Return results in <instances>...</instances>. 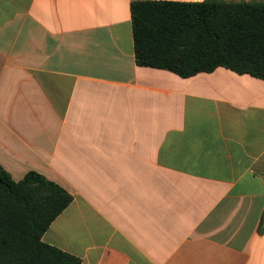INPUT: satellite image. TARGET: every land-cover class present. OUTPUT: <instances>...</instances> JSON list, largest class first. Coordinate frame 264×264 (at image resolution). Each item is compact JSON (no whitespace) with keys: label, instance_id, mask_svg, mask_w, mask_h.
Listing matches in <instances>:
<instances>
[{"label":"crops","instance_id":"crops-1","mask_svg":"<svg viewBox=\"0 0 264 264\" xmlns=\"http://www.w3.org/2000/svg\"><path fill=\"white\" fill-rule=\"evenodd\" d=\"M133 1L0 0V165L81 264H264V79L139 66Z\"/></svg>","mask_w":264,"mask_h":264},{"label":"trees","instance_id":"trees-1","mask_svg":"<svg viewBox=\"0 0 264 264\" xmlns=\"http://www.w3.org/2000/svg\"><path fill=\"white\" fill-rule=\"evenodd\" d=\"M131 14L139 66L183 78L224 67L264 79L263 0H136ZM72 200L36 171L15 181L0 165V264H81L42 239Z\"/></svg>","mask_w":264,"mask_h":264}]
</instances>
